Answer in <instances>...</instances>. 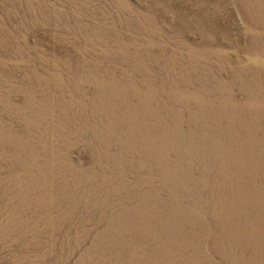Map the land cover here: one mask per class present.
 Wrapping results in <instances>:
<instances>
[{
	"label": "rangeland",
	"instance_id": "obj_1",
	"mask_svg": "<svg viewBox=\"0 0 264 264\" xmlns=\"http://www.w3.org/2000/svg\"><path fill=\"white\" fill-rule=\"evenodd\" d=\"M0 264H264V0H0Z\"/></svg>",
	"mask_w": 264,
	"mask_h": 264
}]
</instances>
